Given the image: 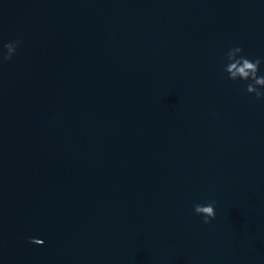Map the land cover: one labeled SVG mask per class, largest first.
<instances>
[{
    "label": "water",
    "instance_id": "water-1",
    "mask_svg": "<svg viewBox=\"0 0 264 264\" xmlns=\"http://www.w3.org/2000/svg\"><path fill=\"white\" fill-rule=\"evenodd\" d=\"M235 46L264 58V0H0V264H264Z\"/></svg>",
    "mask_w": 264,
    "mask_h": 264
},
{
    "label": "clouds",
    "instance_id": "clouds-1",
    "mask_svg": "<svg viewBox=\"0 0 264 264\" xmlns=\"http://www.w3.org/2000/svg\"><path fill=\"white\" fill-rule=\"evenodd\" d=\"M19 41L4 45L6 49L3 55V60H11L16 54V49L19 46ZM227 63L224 66V72L228 74V79L232 81L240 80L248 82L246 91L249 94H255L257 99L264 98V76L258 75L260 65L264 62V58L250 59L243 55V48L235 46L230 48L226 53ZM193 211L197 216L203 218L204 224H209L216 218L215 204L210 201L207 204H195ZM30 242L36 245H43L41 239H31Z\"/></svg>",
    "mask_w": 264,
    "mask_h": 264
}]
</instances>
